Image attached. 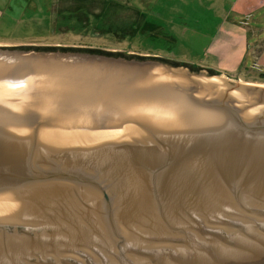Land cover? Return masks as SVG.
<instances>
[{
  "label": "water",
  "instance_id": "water-1",
  "mask_svg": "<svg viewBox=\"0 0 264 264\" xmlns=\"http://www.w3.org/2000/svg\"><path fill=\"white\" fill-rule=\"evenodd\" d=\"M0 264H264V85L0 45Z\"/></svg>",
  "mask_w": 264,
  "mask_h": 264
},
{
  "label": "rangeland",
  "instance_id": "rangeland-1",
  "mask_svg": "<svg viewBox=\"0 0 264 264\" xmlns=\"http://www.w3.org/2000/svg\"><path fill=\"white\" fill-rule=\"evenodd\" d=\"M184 1L0 0V45L95 48L213 70L211 64H221L223 58L211 57L210 10L198 6V12L195 4L185 1L186 7ZM250 27L257 31L264 23L251 21ZM250 62L245 57L235 72L218 73L263 86L264 67Z\"/></svg>",
  "mask_w": 264,
  "mask_h": 264
},
{
  "label": "crops",
  "instance_id": "crops-1",
  "mask_svg": "<svg viewBox=\"0 0 264 264\" xmlns=\"http://www.w3.org/2000/svg\"><path fill=\"white\" fill-rule=\"evenodd\" d=\"M185 1L195 4L193 6L195 9L198 6H204L210 10L211 43L209 49L211 57L223 58V63L211 64L214 71L222 74L235 72L237 68H240L245 57L250 58L252 66L264 67V28L256 31L250 27L251 21L264 23V0ZM185 1L182 2L184 6H186ZM186 9L185 12H188ZM222 67L224 69H221ZM214 68L221 70L217 71Z\"/></svg>",
  "mask_w": 264,
  "mask_h": 264
},
{
  "label": "trees",
  "instance_id": "trees-1",
  "mask_svg": "<svg viewBox=\"0 0 264 264\" xmlns=\"http://www.w3.org/2000/svg\"><path fill=\"white\" fill-rule=\"evenodd\" d=\"M264 77V76H263Z\"/></svg>",
  "mask_w": 264,
  "mask_h": 264
}]
</instances>
